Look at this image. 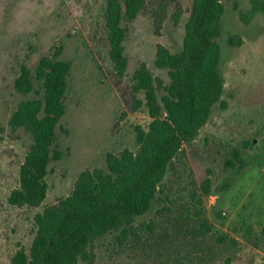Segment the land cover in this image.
Listing matches in <instances>:
<instances>
[{
  "label": "rangeland",
  "instance_id": "rangeland-1",
  "mask_svg": "<svg viewBox=\"0 0 264 264\" xmlns=\"http://www.w3.org/2000/svg\"><path fill=\"white\" fill-rule=\"evenodd\" d=\"M194 1L146 0L126 19L121 71L111 58L109 0H0V264H11L22 247L30 251L36 214L70 195L82 171L106 167L110 153L139 151V132L152 117L134 74L145 65L162 96L171 77L157 66L158 47L183 49ZM223 3L226 105L214 106L170 163L151 210L135 221L138 235L100 236L77 264H264V11L250 18L254 0ZM232 35L242 41L230 44ZM58 53L71 64L55 145L62 156L49 165L45 200L18 206L9 197L33 138L10 120L22 101L44 91L25 94L16 80L24 65L35 73L43 57Z\"/></svg>",
  "mask_w": 264,
  "mask_h": 264
},
{
  "label": "trees",
  "instance_id": "trees-1",
  "mask_svg": "<svg viewBox=\"0 0 264 264\" xmlns=\"http://www.w3.org/2000/svg\"><path fill=\"white\" fill-rule=\"evenodd\" d=\"M254 3L250 18L264 11V0ZM145 4L146 0H109L106 18L111 58L121 71L128 66L124 21L134 19ZM225 11L223 0L194 1L183 49L174 53L164 45L158 47L157 66L168 69L171 77L162 96L145 65L134 74L152 117L149 129L139 132V151L126 148L120 154L110 153L106 167L82 171L70 195L36 214L37 233L31 249H18L11 264H77L89 258V249L100 236L120 229L124 235H138L135 221L151 210L170 163L185 143L197 137L214 106L226 105L221 71L225 52L218 40ZM228 41L235 45L242 38L232 35ZM70 69V62L58 53L43 57L35 73L24 65L16 80L18 91H44V95L22 101L10 120L13 127L25 128L33 138L21 166L20 186L9 197L12 204L39 206L47 197L49 165L62 156L55 145L66 112ZM205 185L209 192L210 181Z\"/></svg>",
  "mask_w": 264,
  "mask_h": 264
}]
</instances>
